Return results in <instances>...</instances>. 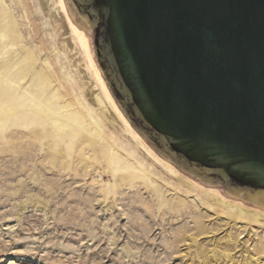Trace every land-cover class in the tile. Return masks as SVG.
<instances>
[{
    "label": "rangeland",
    "instance_id": "obj_1",
    "mask_svg": "<svg viewBox=\"0 0 264 264\" xmlns=\"http://www.w3.org/2000/svg\"><path fill=\"white\" fill-rule=\"evenodd\" d=\"M51 4L0 0V264H264L262 206L141 151Z\"/></svg>",
    "mask_w": 264,
    "mask_h": 264
},
{
    "label": "water",
    "instance_id": "obj_2",
    "mask_svg": "<svg viewBox=\"0 0 264 264\" xmlns=\"http://www.w3.org/2000/svg\"><path fill=\"white\" fill-rule=\"evenodd\" d=\"M114 119L264 207V0H59Z\"/></svg>",
    "mask_w": 264,
    "mask_h": 264
},
{
    "label": "bare ground",
    "instance_id": "obj_3",
    "mask_svg": "<svg viewBox=\"0 0 264 264\" xmlns=\"http://www.w3.org/2000/svg\"><path fill=\"white\" fill-rule=\"evenodd\" d=\"M49 2H50V4H51V7L52 6H54L56 9H58L59 11H61L62 13H63V15L65 16V21H67L68 22V25H69V27H70V31L73 33V35H74V38L77 40V38H76V36H75V34H74V32H73V29H72V27H71V25H70V23H69V21H68V19H67V17H66V15H65V12H64V10H63V8H62V6H61V4H60V2H59V0H48ZM58 4V5H57ZM62 15V17H64ZM3 16V15H2ZM63 19V18H62ZM3 21H4V19H3ZM64 21V22H65ZM66 23V22H65ZM7 24V23H6ZM65 25V24H64ZM66 25H67V23H66ZM68 25H67V27H68ZM77 43H78V45H80L79 44V42H78V40H77ZM82 50V49H81ZM82 53H83V51H82ZM83 55H84V53H83ZM83 57V56H82ZM84 57H85V55H84ZM85 61H86V66H87V68H88V70L91 72V74L93 75V77H94V79H95V81H96V78H95V76H94V74H93V72H92V70H91V68H90V66H89V64H88V61H87V59H86V57H85ZM97 82V81H96ZM98 84V83H97ZM101 90V89H100ZM101 93H102V91H101ZM102 95H103V93H102ZM94 99H96V97L93 95L92 96ZM103 97H104V95H103ZM105 99V98H104ZM99 102V101H98ZM105 102H106V100H105ZM105 113V112H104ZM109 117V116H108ZM135 137V136H134ZM136 138V137H135ZM137 139V138H136ZM137 141L139 142V144H140V147H141V151H143L145 154H147L149 157H152V159H157L158 157L148 148V147H146L141 141H139L138 139H137ZM139 147V148H140ZM160 160V159H159ZM164 165H166L167 167H170L169 165H167L163 160H160ZM163 166V165H162ZM170 169V168H169ZM170 170H172V169H170ZM260 208H263L264 209V207H260ZM261 212V214L264 216V212L263 211H260Z\"/></svg>",
    "mask_w": 264,
    "mask_h": 264
}]
</instances>
